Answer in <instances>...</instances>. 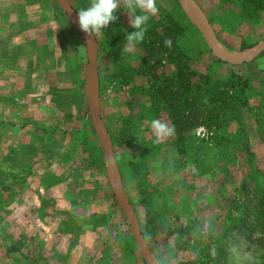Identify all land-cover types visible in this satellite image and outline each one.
Returning <instances> with one entry per match:
<instances>
[{"label": "rangeland", "instance_id": "374dc122", "mask_svg": "<svg viewBox=\"0 0 264 264\" xmlns=\"http://www.w3.org/2000/svg\"><path fill=\"white\" fill-rule=\"evenodd\" d=\"M32 2L14 4V10L42 11L52 21L54 16V25L63 28L64 49L62 56H55L50 62L45 58L46 91L43 99L18 98L11 103L14 109L18 106L26 108L24 116L34 113L35 106L40 107V102H44V107L59 108L56 120L54 116L49 117L47 129L32 132L35 135H23L26 141H34L28 149L38 156L46 152L50 158H59L58 155L64 152V161L58 163L63 167L71 162L69 158L80 153V148L86 149L85 163L71 162L78 166L72 167V171L78 169L80 172L77 181H73L76 187H73L79 195L82 194L80 197H91L93 193L98 197L95 199H105L98 206L95 203V210L98 209L99 213L92 219L93 222L106 220L114 224L110 234L116 241L114 246L110 245L108 253H112L119 264H146L130 224L115 199L108 180L104 151L93 127L87 100L88 56L85 41L56 0L45 7L41 3L37 9L33 8ZM70 2L77 12L91 4V0ZM195 2L209 20L220 46L227 52H246L264 40V12L258 19L247 21L238 0ZM157 7L158 13L150 16L147 23L144 41L135 44L129 51H123L126 35L135 29L130 25V14L123 4L116 13L118 20L110 23L97 36L94 34L99 46L101 115L112 141L119 178L137 212L145 242L159 264H260L261 249L254 241L238 234L232 222L233 217H237L231 211L232 202L237 198L241 202L246 201L255 191L254 183L249 180V189L241 190L248 172L244 154L238 152L236 156V163H242L230 165L228 155L224 158L216 155L209 140L213 132L211 134L202 126L196 128L188 140L193 137L196 144L203 142L208 147L205 164L201 167L192 158H183L179 154L175 145L176 134L156 142L151 121L160 119L173 125L169 111L163 105L153 103V87L160 86L163 79L174 75L176 70L169 58L161 52L149 51L147 46L156 41L155 31L163 34L165 27L170 26L172 20H177L184 27L178 45L191 56L192 67L198 73L209 75L212 84L226 82L232 73L250 79L251 87L247 93L249 106L240 108L236 119L222 133L225 136L230 134L235 148H240L247 135L251 151L255 154L254 161L261 170H264V115L259 106L264 98V51L253 61L242 65L222 62L187 17L178 0H157ZM76 34L79 35L77 38ZM53 78L55 84L47 83ZM26 100L29 107L25 104ZM19 110L22 111L20 107ZM6 132H0V194L19 186L20 179L28 177V168L22 172L28 164L11 161L16 153H22L23 147L13 142V139L17 140L16 136L7 137ZM43 140L48 144L41 149L39 142ZM36 142L38 147L34 146ZM194 150L190 148V153ZM227 152L235 153L231 149ZM6 157L8 161H5ZM28 166L34 168L31 164ZM62 166L57 168L59 173L63 172ZM259 184L263 186L261 178ZM61 217L62 222H84L80 213L62 211ZM5 227L4 222H0V230ZM79 229L82 230V226ZM169 232L175 234L169 236Z\"/></svg>", "mask_w": 264, "mask_h": 264}, {"label": "crops", "instance_id": "0c3cea01", "mask_svg": "<svg viewBox=\"0 0 264 264\" xmlns=\"http://www.w3.org/2000/svg\"><path fill=\"white\" fill-rule=\"evenodd\" d=\"M27 1L0 0V132L8 131L7 137L16 136L13 142L23 147L22 153H16L11 161L34 167L25 165L22 172L28 168V177L21 178L19 186L0 194L4 197H0V215L3 216L0 222L6 226L0 230V264H119L114 255L108 253L110 245L114 246L116 241L110 234L113 222H93L92 219L99 213L95 203L98 206L105 199H95L98 197L93 193L91 197H80L82 194L79 195L73 183L80 172L72 171V167L78 166L71 162H84L87 150L80 148V153L69 158L71 162L63 167L58 163L64 161V152L58 155L61 159L50 158L46 152L38 156L28 149L34 141L24 139L23 135H35L32 132L47 129L49 117L54 116L56 120L59 108L44 107V102H40L34 113L24 116L26 108L14 109L11 105L18 98L43 99L45 58L50 62L55 56H62L64 49L63 28L54 25V16L52 21L42 11L14 10V4ZM50 1L33 0V8H39L41 3L45 7ZM60 21L59 18V24ZM69 37L72 39L71 35ZM49 82L55 84V79ZM25 104L29 102L26 100ZM46 142H39L41 149L48 144ZM34 146L39 145L36 142ZM8 159L6 157L5 161ZM59 166L63 167L62 173L57 171ZM62 211L80 213L84 222H62Z\"/></svg>", "mask_w": 264, "mask_h": 264}, {"label": "trees", "instance_id": "16d2710c", "mask_svg": "<svg viewBox=\"0 0 264 264\" xmlns=\"http://www.w3.org/2000/svg\"><path fill=\"white\" fill-rule=\"evenodd\" d=\"M238 3L244 10V19L247 21L258 19L264 12V0H238ZM180 25L177 20L175 22L172 20V24L165 27L163 34L155 31L156 41L147 46L149 51L161 52L169 58L171 63L175 64L176 70L174 75L166 76L160 86L153 87V103L163 105L169 111L177 136L175 145L179 154L183 158H192L199 167L205 164L204 158L208 147L203 142L200 145L196 144L193 137L189 142L188 140L189 135L200 126L205 127L211 134L213 132L209 140L214 145L216 155L221 158L228 155L227 161L230 165L242 163L240 161L236 163V156L238 152L244 154L243 160L248 172L241 190L249 189V180L254 183L255 191L246 201L241 202L240 198H237L232 202L231 211L237 214L232 220L233 228L237 229L238 234L257 244L262 251L260 264H264V170L259 169L254 161L255 154L251 151L247 135L240 143V148H235L230 141V134L225 136L222 133V130L225 127L228 130L231 121L236 119L235 115L237 112L240 113V108L249 106L247 93L251 81L248 77L232 73L226 82L217 81L212 84L209 75L198 73L192 67L191 56L178 45V38L184 31V27ZM166 39L172 40L171 49L165 46ZM260 105L259 109L264 115V98ZM190 148H195L193 153H190ZM227 149L235 153H228ZM259 178L262 179L263 186L259 184ZM173 234L175 232H169L168 235Z\"/></svg>", "mask_w": 264, "mask_h": 264}, {"label": "water", "instance_id": "95a60500", "mask_svg": "<svg viewBox=\"0 0 264 264\" xmlns=\"http://www.w3.org/2000/svg\"><path fill=\"white\" fill-rule=\"evenodd\" d=\"M66 13L71 24L82 36L87 47L88 76H87V100L90 115L95 132L101 142L107 163L108 180L112 187L114 196L122 211L124 212L137 246L146 261V264H159L151 249L147 246L140 227L137 212L131 203L123 184L119 178L117 165L114 157V149L111 138L105 127L101 115L100 79L98 67L99 46L95 35L85 33L78 23V12L72 6L70 0H56ZM187 17L199 29L204 36L209 48L222 62L230 65H242L257 58L264 51V40L253 48L239 54H232L224 50L216 39L210 22L204 12L196 4L195 0H178Z\"/></svg>", "mask_w": 264, "mask_h": 264}, {"label": "clouds", "instance_id": "9594fccd", "mask_svg": "<svg viewBox=\"0 0 264 264\" xmlns=\"http://www.w3.org/2000/svg\"><path fill=\"white\" fill-rule=\"evenodd\" d=\"M121 4L130 14V25L135 29L126 35L123 51H129L135 44L144 41L150 16L159 11L157 0H91L89 7L79 10L78 23L85 33L97 36L101 30L107 29L110 23L118 20L116 13ZM164 43L171 49V39H166ZM150 126L157 143L175 134L174 126L160 119H153Z\"/></svg>", "mask_w": 264, "mask_h": 264}]
</instances>
